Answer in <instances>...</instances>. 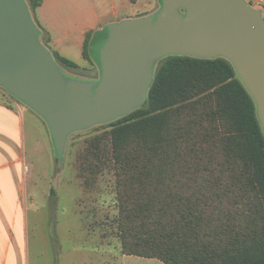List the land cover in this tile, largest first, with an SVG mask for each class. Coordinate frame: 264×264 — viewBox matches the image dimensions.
Returning <instances> with one entry per match:
<instances>
[{
  "label": "trees",
  "instance_id": "obj_1",
  "mask_svg": "<svg viewBox=\"0 0 264 264\" xmlns=\"http://www.w3.org/2000/svg\"><path fill=\"white\" fill-rule=\"evenodd\" d=\"M26 2L34 11L42 0ZM108 126L112 159L90 169L113 174L122 253L165 264H264V134L227 58L159 59L145 102Z\"/></svg>",
  "mask_w": 264,
  "mask_h": 264
},
{
  "label": "water",
  "instance_id": "obj_2",
  "mask_svg": "<svg viewBox=\"0 0 264 264\" xmlns=\"http://www.w3.org/2000/svg\"><path fill=\"white\" fill-rule=\"evenodd\" d=\"M145 18L98 30L100 79L67 80L38 40L25 0H0V85L47 123L61 156L67 135L140 107L166 53L225 57L251 94L264 134V18L245 0H161Z\"/></svg>",
  "mask_w": 264,
  "mask_h": 264
},
{
  "label": "rangeland",
  "instance_id": "obj_3",
  "mask_svg": "<svg viewBox=\"0 0 264 264\" xmlns=\"http://www.w3.org/2000/svg\"><path fill=\"white\" fill-rule=\"evenodd\" d=\"M67 1L70 3L64 16L56 23L63 26L60 31L66 28L65 25H75L78 29L82 25L97 26L122 16H132L129 20L145 18L162 6L161 0H137L134 3L123 0ZM25 3L27 5L26 0ZM37 9L31 11L28 8L39 30V42L51 55L57 53L77 63L67 66L52 55L64 78L83 82L99 80L100 70L90 56L78 60V50L62 49L59 53L52 47L37 18ZM50 28L58 33L57 26L50 24ZM96 28L85 33V38L89 35V48L97 40ZM67 32L71 34L70 30ZM167 55L178 54L166 53L160 59ZM0 101L14 107L16 103L28 106L1 85ZM30 114L33 117L31 123L36 125L31 127L26 123L30 130L24 144L27 203L35 206L27 215L25 232L29 264H124L127 254L120 251V239L112 220L116 213L113 174L108 166L90 169L94 164L102 166V162L112 159L108 134L111 121L71 131L59 156L46 121L38 113Z\"/></svg>",
  "mask_w": 264,
  "mask_h": 264
},
{
  "label": "crops",
  "instance_id": "obj_4",
  "mask_svg": "<svg viewBox=\"0 0 264 264\" xmlns=\"http://www.w3.org/2000/svg\"><path fill=\"white\" fill-rule=\"evenodd\" d=\"M123 1L134 3L137 0ZM245 1L252 8L259 10L264 18L263 0ZM68 3L70 2L67 0H42V4L37 9V18L43 25L52 47L58 52L62 49L78 50V60L83 59V43L88 30L94 27L101 30L106 24L118 23L132 17L122 16L118 20H110L97 26L82 25L78 29H75V25H65L66 28L60 31V27L63 26L56 23L64 16ZM50 24L59 28L58 33L51 30ZM67 30H70L71 34ZM90 59H92L91 56ZM15 105L14 107L13 104L8 105L0 101V264H29L31 260L25 232L28 228L27 215L35 206L27 203L25 185L27 164L24 158V144L30 130V126L26 123L28 122L31 127L36 125L30 121L33 119L30 113L36 112L29 106L18 103ZM124 264L165 263L156 258L127 255L124 258Z\"/></svg>",
  "mask_w": 264,
  "mask_h": 264
},
{
  "label": "built area",
  "instance_id": "obj_5",
  "mask_svg": "<svg viewBox=\"0 0 264 264\" xmlns=\"http://www.w3.org/2000/svg\"><path fill=\"white\" fill-rule=\"evenodd\" d=\"M264 1V0H263Z\"/></svg>",
  "mask_w": 264,
  "mask_h": 264
}]
</instances>
